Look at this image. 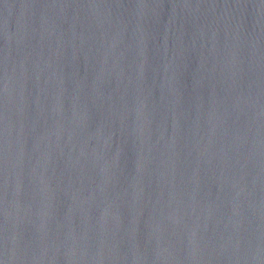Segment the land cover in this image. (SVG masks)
I'll list each match as a JSON object with an SVG mask.
<instances>
[{
	"label": "water",
	"instance_id": "1",
	"mask_svg": "<svg viewBox=\"0 0 264 264\" xmlns=\"http://www.w3.org/2000/svg\"><path fill=\"white\" fill-rule=\"evenodd\" d=\"M0 264H264V0H0Z\"/></svg>",
	"mask_w": 264,
	"mask_h": 264
}]
</instances>
